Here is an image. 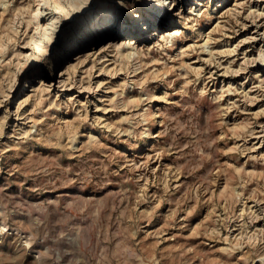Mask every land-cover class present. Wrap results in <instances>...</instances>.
<instances>
[{
    "label": "rangeland",
    "instance_id": "1",
    "mask_svg": "<svg viewBox=\"0 0 264 264\" xmlns=\"http://www.w3.org/2000/svg\"><path fill=\"white\" fill-rule=\"evenodd\" d=\"M80 1L0 0V264H264V0Z\"/></svg>",
    "mask_w": 264,
    "mask_h": 264
},
{
    "label": "bare ground",
    "instance_id": "2",
    "mask_svg": "<svg viewBox=\"0 0 264 264\" xmlns=\"http://www.w3.org/2000/svg\"><path fill=\"white\" fill-rule=\"evenodd\" d=\"M64 1H68V3L66 2V4H61L60 6V10H59V13L54 16L53 18V29L56 31V24H61L60 25V28H62V26L70 21L73 17V14L75 12L76 9L80 8L82 6V2L79 0V1H75V2H72V0H64ZM83 1V0H82ZM158 2H156L154 5H153V8L155 9L153 14L155 13V16L153 17L154 19L157 17V16H160L161 15V10L158 9L159 5H160V0H157ZM84 3V2H83ZM67 5H69V7H67ZM84 5V4H83ZM219 5V4H218ZM106 5L103 4V9H99L97 12L98 13H102V12H111V10L108 8V7H105ZM220 6V5H219ZM59 7V6H58ZM157 7V8H156ZM104 19L103 20H98V15L94 14V13H90L87 17H84L83 18V21H84V24H90V23H93V24H97L96 26H99L100 25H104V24H108L111 20V16L109 17L108 15L104 14ZM110 15V14H109ZM141 14H138L137 16L133 17V22H134V26H136L137 22H138V17L139 19L141 20L140 18ZM96 19L98 21H96ZM145 20V19H144ZM110 24V23H109ZM144 24L145 25V29L146 27L148 26V22L145 20L144 21ZM36 27V26H35ZM94 28V27H93ZM158 29V28H157ZM157 29L153 30V34L156 35V32H157ZM129 32V31H128ZM49 33V32H48ZM55 32L54 31H51L50 34L47 36V43L51 42L52 39H55ZM35 35V34H34ZM30 40V39H29ZM206 45V47L204 48H208L207 47V42L204 43V46ZM232 53V52H231ZM236 53V52H235ZM45 54V59H43V55ZM39 57L40 59H43V60H48V47H47V44H42L40 47H39Z\"/></svg>",
    "mask_w": 264,
    "mask_h": 264
}]
</instances>
